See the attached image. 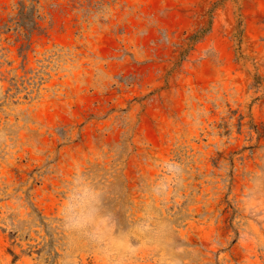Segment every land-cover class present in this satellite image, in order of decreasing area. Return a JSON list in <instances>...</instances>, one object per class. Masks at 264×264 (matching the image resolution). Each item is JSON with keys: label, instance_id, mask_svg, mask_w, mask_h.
Wrapping results in <instances>:
<instances>
[{"label": "rangeland", "instance_id": "obj_1", "mask_svg": "<svg viewBox=\"0 0 264 264\" xmlns=\"http://www.w3.org/2000/svg\"><path fill=\"white\" fill-rule=\"evenodd\" d=\"M0 264H264V0H0Z\"/></svg>", "mask_w": 264, "mask_h": 264}]
</instances>
